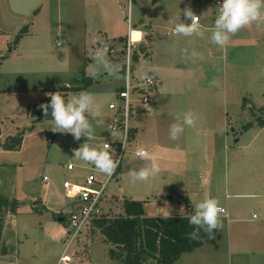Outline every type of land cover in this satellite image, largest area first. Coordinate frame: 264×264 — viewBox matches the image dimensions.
I'll list each match as a JSON object with an SVG mask.
<instances>
[{
	"label": "rangeland",
	"instance_id": "obj_1",
	"mask_svg": "<svg viewBox=\"0 0 264 264\" xmlns=\"http://www.w3.org/2000/svg\"><path fill=\"white\" fill-rule=\"evenodd\" d=\"M185 1L189 2L190 8L199 16L216 18L218 15L219 7L216 0H200V5H197L195 0ZM106 2L110 13L126 15V10L129 12V0H106ZM100 3V0H0V89H2L0 90V192L8 197L13 196L10 198L17 200L21 210L29 207L41 208V199H47L45 209L57 210V213L51 212L50 223L59 226L62 225L57 221L59 213L68 216L74 208L69 206L71 198L67 197L63 182L68 180L81 183L92 169L91 163H85L74 157L73 150L85 142L93 146L97 140L92 138L90 141L79 143L71 133L53 131V117L32 123L27 114V106L51 90L53 83L60 91L64 90L66 98H71L82 91L95 94L101 106V113L104 109L108 110L109 101L116 99L115 89L122 81L118 72L122 58L119 53L111 55L106 52L104 45L98 46L93 38L97 28L106 24L102 20L101 9L97 8L100 7ZM131 3L133 11L130 19L132 18L133 22H139V19H135L136 15L146 20L145 18L153 13H158V5H154L153 0L150 3L148 0H131ZM83 23L91 32L87 33L86 46L82 38L78 39V32H81ZM24 25H27L30 34L18 49L15 36ZM235 34L239 38L238 43L228 44L229 95L231 97H237V94L245 95V105L250 104L252 107H248L249 111L246 108L245 113L241 111L229 116L227 128L222 126L221 133L219 129L209 136L196 133L200 139H206L207 136L212 142L217 139L213 168H215L214 174H220L221 177L220 187L215 196L219 198H225L223 181L227 176L229 177L228 193L232 192V188L240 187L242 179H259L258 173L262 175L264 183V128L256 122L257 117L264 119V97L260 95L264 90V22H254ZM137 35L134 33V37ZM97 51L104 52L110 70L101 68L96 85L89 89L87 86L81 87V82H77L76 78L83 69L85 72H91ZM148 67V60L141 55L135 64V75L142 80L139 81L141 84L144 83ZM65 83L71 87L64 88ZM137 93L131 94L133 99L131 118L136 110L135 98L139 97ZM35 96L38 97L33 99ZM242 100L240 97V102ZM230 113L231 111L229 115ZM248 121H252L253 124L245 129L243 125ZM16 135L22 137L18 147L6 149L1 146L9 137ZM220 139L223 142L219 141ZM219 142H222L221 148L218 147ZM140 144H142L141 140L136 142L131 139L128 142L122 162L106 183L100 199L99 208L102 214L115 216L121 213L122 199H140L148 189L150 180L132 182L129 175L131 170L145 167L147 161L135 156L130 158L132 159L130 167L125 168L131 153L135 147H141ZM134 153L136 154V151ZM68 163L72 164V168L66 167ZM43 176L49 178L48 183L43 180ZM95 176L97 183L105 179V175L99 171H95ZM250 191L255 190L250 189ZM251 200L234 201L242 212L250 210L256 212L258 205L253 204ZM158 207L157 202L150 203L147 206L148 214H157ZM41 213L46 212L43 210ZM42 215L44 216L39 218L45 222L46 220L43 219L48 214ZM88 225L68 247L67 254L72 258L70 264H112L108 253L110 244L103 241L100 230L92 231L95 230L92 229V223ZM223 227L225 222L224 226L223 222L221 223V228ZM69 233L66 231V234L64 232L59 239L50 240L49 234L42 236L36 229L33 230L32 236H35L36 242L22 250L24 246L20 241V251H27V256L22 261L19 260L18 264H43L44 251L53 252L63 248ZM20 237L24 239L23 235ZM204 247L207 250L183 254L184 261L203 259L204 253L214 251L208 243ZM221 256L220 252L218 258ZM183 258L182 262H184ZM10 260L13 262L14 259ZM10 260L7 259L4 263L0 260V264H11Z\"/></svg>",
	"mask_w": 264,
	"mask_h": 264
},
{
	"label": "crops",
	"instance_id": "obj_2",
	"mask_svg": "<svg viewBox=\"0 0 264 264\" xmlns=\"http://www.w3.org/2000/svg\"><path fill=\"white\" fill-rule=\"evenodd\" d=\"M100 2V7L97 6V8L101 9L102 20L106 24L97 28L94 33L96 36L93 34V38L98 46L101 44L111 45L116 49V53L121 55V48L127 34L126 15L124 13L121 15L113 14L112 12L111 14L106 0H100ZM153 3L158 5V13H153L145 18L146 20L142 19L144 17L136 15L135 19H139L137 23L135 21L134 23L131 18L132 27L147 33L137 43L135 53L137 54V60H134L133 64L134 74L135 64L143 55L149 63L146 76L153 77L155 85L150 91V108L148 110L141 102L140 93L139 97L135 98L137 105L133 118L130 116V126L131 139L136 142L141 140L142 144L140 146L144 147L150 153V156L156 157L161 171L157 176L150 178L149 187L142 198L136 199L144 201L143 208L147 216L191 215L194 213L195 205L205 198H217L227 209L228 214L222 215L220 218L223 226L225 222V227L221 228L220 226L217 228L220 234L217 247L209 244L214 251L204 253L203 259L193 260L194 262L184 261L182 255L185 253L207 250L204 247L207 245L205 243L191 252L182 253L175 264H264V183L262 175L258 173L259 179H242V185L232 188L231 193L227 192L229 188V177L227 176V179L223 181L226 190L225 198L215 197L221 181L220 174H214L215 168H213L217 139L212 142L208 137L212 132L215 133L217 129L221 133L222 126L227 128V118L229 116L241 111L245 113L246 108L249 111L248 107H252L250 104L245 105V95L237 94V97L229 95L228 44L233 43L236 45L239 38L236 37V34H232L224 48L220 49L209 39L215 18L202 15L199 16V22L206 29L204 37H185L182 34H177L174 32L175 18L181 10L180 18L185 20L183 10L190 8L189 2L185 0H153ZM195 3L200 5L201 2L195 0ZM218 7L220 8V5ZM191 10L193 11V9ZM194 15H198V13L194 12ZM190 20L189 18L185 22L189 23ZM21 29H25V32L18 40V49L30 34L27 25H24ZM87 33L91 32L86 29V24L83 23L81 32H78V39L82 38L81 40L85 43L84 46L88 44L85 42ZM185 50H187V54ZM192 51H196L200 55L193 57L191 56ZM123 62L122 58V65L118 69L122 81L116 86V93L124 82ZM81 75L85 78V81L92 80L87 89L96 85V82L99 81L98 76L93 78L90 71L85 72L83 69L77 78L80 79ZM135 80L137 84L141 85L138 84L140 87L145 86L144 83L139 82L142 80L136 75ZM51 85L52 89L37 101L49 93L61 92L65 95L64 90L60 91L57 86H54L55 83ZM65 87L70 88L71 85L65 83ZM138 91L139 89H137ZM260 95L264 97V90L261 91ZM36 97L38 96L33 99H36ZM240 97L243 99L242 102H240ZM115 100H117V94ZM37 101L29 104L27 108ZM108 110L104 109L99 117H92L94 125L97 119L101 121L100 125L96 127V134L93 137L97 140L93 146L98 149H103V142L111 141L114 138V135L108 129L111 114V111ZM185 112H191L195 115L194 124L185 126L179 138L173 140L169 134L170 126L177 122L178 117L182 118ZM29 117L32 121L33 118ZM261 128H264V126ZM198 132L208 135L207 138H198L196 136ZM85 140L87 138L83 137V140L81 142L78 140V142L82 143ZM219 141H222V139ZM222 142L218 143L219 148L222 147ZM137 148L135 147L134 151H137ZM134 151L128 158L129 161L127 160L125 163V168L130 167V160H132L130 158L137 156ZM147 163H145L146 166ZM92 168L97 172L99 171L94 165H92ZM44 181L48 183L49 178ZM250 189L255 191L252 192ZM240 199L244 201L252 199L251 202L258 205L257 211L242 212V209L238 208L234 201ZM73 201L71 199L69 202L70 207L73 206ZM47 202V199H41V208L38 207L37 209L29 207L21 210V207L18 206L16 212H11L8 209L3 211L1 240L7 248V252L5 254L0 253L2 263L6 262L7 259H14L13 262L10 260V263L18 264L19 260L22 261L26 258L27 251L21 252L19 243L20 241L23 243L22 250L27 249L31 243H35L36 238L32 236L35 229L42 236L49 234L50 240L53 238L54 240L59 239L64 232L66 234V231H68L67 215L58 212L60 216L65 218L66 225H63L60 221H58L62 224L60 226L50 223L51 212L57 213V210L51 208L46 210ZM152 202H157L159 206L155 215H149L147 211L149 209L147 206ZM43 210L46 213H41ZM42 214H48L43 219V221L46 220L45 222H42L39 218L44 216ZM92 229H95L92 231L99 230L93 226ZM22 235L24 239H21L20 236ZM63 250L64 247L53 252L44 251L43 264H56ZM220 252L222 256L218 258ZM28 253H30V250ZM225 253L226 256L224 257ZM182 258L184 262H182ZM71 260L70 257L68 264Z\"/></svg>",
	"mask_w": 264,
	"mask_h": 264
},
{
	"label": "clouds",
	"instance_id": "obj_3",
	"mask_svg": "<svg viewBox=\"0 0 264 264\" xmlns=\"http://www.w3.org/2000/svg\"><path fill=\"white\" fill-rule=\"evenodd\" d=\"M150 3L151 0H148ZM133 6L129 0V17H131ZM185 20L191 19V23L181 20V10L174 21V31L185 37H204L205 27L198 21L197 16L190 8L183 10ZM264 22V0H222L219 14L214 20L213 30L209 37L210 41L223 49L232 34L237 33L243 27L252 23ZM106 47V46H105ZM187 54V50H185ZM200 55L196 51L191 52V56ZM131 56V51H129ZM91 75L93 78L101 74V68L110 70V65L105 60L104 52L97 51L94 55ZM151 79V77H146ZM50 101L40 105L45 115L51 109L53 117V131L61 133H71L76 140L86 137L90 141L96 134V127L101 123L99 119L93 123L92 117L101 115V106L95 94L82 91L71 98H66L61 92L49 93ZM196 117L191 112H185L182 118L178 117L177 122L170 126V138L176 140L183 133L185 126H192ZM119 138V137H117ZM74 157L85 163H91L94 167L107 177H111L120 159L113 151L98 149L87 142L81 144L73 150ZM137 156L147 161V166L139 170H131L129 175L132 182H147L150 178L157 176L161 167L156 157L144 148L139 147L136 151ZM227 209L216 198H205L195 205L194 213L189 218V224L193 225V230L189 233L190 239H198L199 231L203 230L212 235L213 231L221 226V216L227 215ZM62 259H64L62 257Z\"/></svg>",
	"mask_w": 264,
	"mask_h": 264
},
{
	"label": "trees",
	"instance_id": "obj_4",
	"mask_svg": "<svg viewBox=\"0 0 264 264\" xmlns=\"http://www.w3.org/2000/svg\"><path fill=\"white\" fill-rule=\"evenodd\" d=\"M25 29L16 34V40L23 35ZM81 82V87L88 86L92 80L76 78ZM80 87V88H81ZM68 88V87H64ZM50 101L47 95L27 108L32 123L36 120L47 119L51 116V109L45 115L42 104ZM253 111V110H252ZM251 111V112H252ZM257 124L264 126V119L257 117ZM252 121L243 126L245 129L251 127ZM33 125V124H32ZM21 135L9 137L1 144L6 149H13L20 145ZM142 200L124 198L122 201V212L115 216L101 214L90 223L94 228L100 230L103 241L110 244L108 249L112 264H175L182 253L191 252L195 248L208 243L217 247L220 234L215 229L211 236L203 230L199 231L198 239H190L189 233L194 226L189 224L192 215H172L167 217L145 215ZM18 202L0 192V253L5 254L7 248L1 240L3 227V211L8 209L15 212ZM160 258V263L157 259ZM154 259V261H153Z\"/></svg>",
	"mask_w": 264,
	"mask_h": 264
},
{
	"label": "built area",
	"instance_id": "obj_5",
	"mask_svg": "<svg viewBox=\"0 0 264 264\" xmlns=\"http://www.w3.org/2000/svg\"><path fill=\"white\" fill-rule=\"evenodd\" d=\"M216 3L220 5V0H217ZM196 16L199 21V15ZM126 21L127 34L121 48V56L124 61V82L122 87L116 93L117 100L110 101L108 103V109L111 111L108 129L114 135V138L111 141H105L102 143L103 149L110 152L114 150V154L120 159V163L122 162L124 153L126 151V146L132 138L130 126V116L132 112L131 94L132 92H137V89H139L138 93H140L141 102L145 105V109L148 110L150 108V91L155 85V80L151 76H146L151 77V79L146 77L144 78V87H140L141 85L138 83L140 85L139 86L136 83L133 70V56L136 53L138 41L141 40L147 33H143V31L132 27L128 10H126ZM189 23H191V20ZM134 33H137L138 35L134 37ZM103 48L110 54L116 53V49L111 45H104ZM129 51H131V56H129ZM66 167L72 168V164L68 163ZM111 177L106 176L103 181L97 183L95 170L92 168L81 183L70 182L68 180L63 182L67 196L74 200V208L67 216L68 232L70 233L68 234V239L65 243L64 250L59 256L56 264L69 263L70 256L67 254L68 247L78 237V235L81 234L82 229L85 226H87L93 219L101 216L102 213L99 208V202L102 198L106 183ZM43 180L47 181V176H43ZM62 257L64 259H62Z\"/></svg>",
	"mask_w": 264,
	"mask_h": 264
},
{
	"label": "water",
	"instance_id": "obj_6",
	"mask_svg": "<svg viewBox=\"0 0 264 264\" xmlns=\"http://www.w3.org/2000/svg\"><path fill=\"white\" fill-rule=\"evenodd\" d=\"M133 58H134V60L136 61L137 60V54H135L134 56H133ZM83 140V136L80 138V142ZM57 221H60V222H62L63 223V225H66V223H65V218L63 217V216H59V217H57ZM160 261V259H158V262Z\"/></svg>",
	"mask_w": 264,
	"mask_h": 264
}]
</instances>
